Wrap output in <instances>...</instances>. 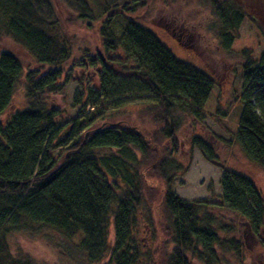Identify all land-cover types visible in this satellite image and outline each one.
Returning a JSON list of instances; mask_svg holds the SVG:
<instances>
[{"label": "trees", "instance_id": "trees-1", "mask_svg": "<svg viewBox=\"0 0 264 264\" xmlns=\"http://www.w3.org/2000/svg\"><path fill=\"white\" fill-rule=\"evenodd\" d=\"M207 1L218 20L220 45L230 51L247 13L239 0ZM62 2L87 27L99 23L101 48L94 56L72 59L54 0H0V119L21 78L27 98L26 108L0 122V264H37L17 253L11 240L44 230L71 242L88 264H233L231 258L244 264L245 244L236 226L214 211L226 206L243 217L264 247L263 194L250 175L221 165L205 137L193 134L185 140L178 133L186 118L207 117L214 79L176 57L137 19L127 18L121 38L109 30L113 16L136 14L142 4ZM24 57L32 61L28 67ZM78 67L95 69L104 90L117 77L138 82L144 94L153 96L138 113L151 127L108 117L99 124L104 114L99 110L97 117L90 113L61 126L65 111L55 98L65 94ZM242 69V111L234 139L250 161L264 168V50L258 61L247 56ZM186 148L189 164L198 149L223 168L220 201L187 200L173 190L175 178L188 171L179 160ZM157 193L156 222L146 200L152 202ZM146 227L152 229L150 240L144 238Z\"/></svg>", "mask_w": 264, "mask_h": 264}, {"label": "rangeland", "instance_id": "rangeland-1", "mask_svg": "<svg viewBox=\"0 0 264 264\" xmlns=\"http://www.w3.org/2000/svg\"><path fill=\"white\" fill-rule=\"evenodd\" d=\"M54 2L62 30L71 42L72 59L80 60L84 53L94 56L101 48L99 23L95 22L93 27H87L86 23L76 18V12L66 3L62 0ZM122 2L129 7L135 2L142 5L136 14H119L111 18L109 30L116 37L121 38L124 35L128 17L137 19L152 30L176 57L204 70L215 81L206 107L207 117L198 121L186 118L178 132L180 137L185 140L193 134L205 137L214 146L221 165L229 170L250 175L264 196V168L250 161L234 139L242 111L240 99L243 86L242 64L247 56L258 61L264 50V0H239L247 13V18L241 24L238 38L230 51H225L220 45L217 36L218 20L207 0H122ZM114 55L120 57V62H124L125 56L120 51H116ZM29 61L32 62L30 58L24 57L26 67ZM88 62L86 59L85 63ZM128 65L130 66V63ZM73 73L65 94L55 98L56 105L65 111L60 119L61 126H65L68 119L86 118L90 113L97 117L99 110L104 113L103 117L96 120L99 124L102 119L108 117V120L113 122L129 121L131 124L141 125L142 128L151 127L152 123H143L138 113L153 96L144 94L138 82L131 78L117 77L111 86L104 90L95 69L84 70L78 67ZM89 86L95 87L96 91L89 94ZM85 104L90 108L85 107ZM93 106L96 109L92 111ZM26 107L25 79L21 78L12 104L0 122L6 123L12 113ZM68 131L69 128L64 129L65 133ZM192 153L193 159L190 164L187 148L179 158L180 162L188 167V171L175 178L173 190L187 200L211 198L220 201L223 168L208 162L198 149H193ZM150 199L148 198L146 202L148 201V205L151 206L157 222L159 215L156 209L161 202V195L157 193L152 202ZM214 213L224 222L236 226V234L245 244L244 264H264V247L251 235L246 220L226 206L215 210ZM157 225L158 223L156 227ZM147 229L146 235L144 232L143 235L145 239L150 240L152 229L149 227ZM11 241L17 253L32 256L37 264H88L85 256L76 251L71 242L51 230L19 233ZM230 262L237 263L232 258ZM100 264H107V260Z\"/></svg>", "mask_w": 264, "mask_h": 264}]
</instances>
